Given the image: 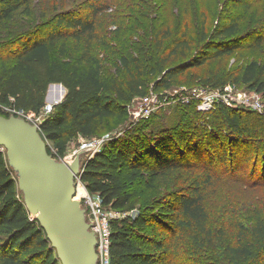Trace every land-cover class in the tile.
I'll use <instances>...</instances> for the list:
<instances>
[{
  "label": "trees",
  "instance_id": "obj_1",
  "mask_svg": "<svg viewBox=\"0 0 264 264\" xmlns=\"http://www.w3.org/2000/svg\"><path fill=\"white\" fill-rule=\"evenodd\" d=\"M32 4L33 0H0V28L20 9L31 15ZM114 7L119 9L111 0H87L81 8L62 9L0 45L1 55L5 52L0 63L1 106L22 112L28 121V117L36 119L47 105L50 86L65 87L64 98L40 122V133L53 142L60 156L65 155L74 138L96 136L104 129L107 118L131 115V100L148 95L149 84L158 75L153 83L156 92L179 85L180 76L189 69L207 65L203 74L191 77L192 84L196 79L213 88L229 82L242 83L264 96V61L253 59L233 69L222 65L224 58L245 40L240 17L234 15L221 17L208 33L202 13L201 44L191 54V40L185 35L158 61L150 62L132 53L120 54L121 73L107 75L96 51L99 45H109L98 29V15ZM156 34L161 48L164 40L170 38L171 29L165 27ZM262 41L260 36L255 38L257 44ZM175 54L178 59L172 61ZM214 60L219 61L215 68ZM218 108L223 120L213 126L214 130L224 125L238 137L260 135V126L264 131L263 115L253 110L244 115L240 108L225 105ZM3 113L0 108V115ZM252 115L256 117L253 121ZM184 122L190 130L195 129L191 121ZM140 126L135 135L125 140L107 141L87 159L79 177L91 194H99L105 205L125 213L113 223L110 264H169L171 248L167 250L163 243H157L163 253L157 258L136 241L140 230L153 224L171 234L178 228V234L186 232L198 244L211 238L207 191L210 186L217 187L220 174L211 163L206 164L204 174L185 192L166 193L154 201V206L141 204V192L156 188L164 176L177 170L183 154L172 144L166 149L153 147L152 136L159 142V132L164 130L180 139L179 124L172 123L159 131L149 122ZM148 127V132L141 131ZM206 131L200 130L199 135L205 136ZM48 150L52 155L50 146ZM224 154L225 151L220 157L223 160ZM198 158L202 161L205 155ZM56 252L45 228L19 196L13 170L0 152V264H60ZM223 252L230 264H264V216L257 215L251 225L241 223L236 242L226 245Z\"/></svg>",
  "mask_w": 264,
  "mask_h": 264
},
{
  "label": "rangeland",
  "instance_id": "obj_2",
  "mask_svg": "<svg viewBox=\"0 0 264 264\" xmlns=\"http://www.w3.org/2000/svg\"><path fill=\"white\" fill-rule=\"evenodd\" d=\"M86 1L33 0L31 15H27L20 9L0 28V45L14 40L32 24L45 21L62 9L81 8ZM113 1L119 9L114 7L98 15V29L109 45H99L96 49L109 76H118L121 73L118 69L120 54L132 53L146 57L150 62L158 61L173 49L179 38L185 35L191 40L189 53L195 52L201 44L202 13L206 17L208 33L213 31L221 17L228 15L240 17L241 34L245 40L239 43L238 48L231 55L224 58L223 66L233 69L253 59L264 61V0H111ZM165 27H170L171 36L164 40L160 48L156 33ZM257 36L263 38L261 44L255 42ZM2 55H5V52ZM2 55L0 52V63L3 61ZM177 59L178 55L172 56V61ZM218 63V60H214L212 67H217ZM205 66L189 69L180 76L179 85L160 92L154 91L153 88V83L159 75L155 76L149 84L148 94L152 91L155 93L152 97L155 108L152 105L154 110L149 120L148 117L141 115H137L134 119L131 115L124 118L109 117L106 119L104 129L96 136L74 138L69 143L64 156L57 154L53 142L45 139L53 150L51 156L54 167L64 171L68 166L75 165L78 174L77 182H79L80 173L87 159L107 141L116 138L125 140L131 134L135 135L141 128L140 125L148 122L157 131L169 127L172 123L179 124L178 128L182 133L180 139L176 134L174 137L166 130L159 132L162 135L159 138L161 141H156L153 136L152 138L153 147L159 145L166 149L167 145L172 144L178 149L179 153L183 154L181 166L164 176L156 188L141 192V204L154 206V201L166 193L173 192L176 195L185 192L197 177L204 174L206 164L211 163L212 168H215L220 175L216 178L219 179L217 187L210 186L207 191L206 205L209 211L210 239L206 238V241L198 244L186 232L178 234L179 231L176 228L175 233L171 234L158 224L140 230V236L136 241L143 250L159 258L163 253L157 247V243H163V248L167 250L171 248L169 264H230L223 251L226 245L236 242L240 224L251 225L257 215L264 216V131L260 126L258 127L260 135L238 137L224 125L218 130L213 129L215 124L223 120L222 113L217 110L219 106L215 105L210 111H198L200 101L189 98L191 88L211 87L204 81L200 82L199 79L193 82L195 84L191 82V77L195 74H203ZM229 83L239 92L253 91L242 83ZM64 94L65 92L61 89L49 88L47 105L42 112V117L52 110L51 98L55 100L63 97ZM0 108L5 112L2 116L24 118L21 112L17 113L1 105ZM128 108L131 113L136 112L145 109L146 102L142 97L136 96L131 100ZM234 108H240L244 115L252 110L263 115L252 107L238 105ZM255 118V115L251 116L252 121ZM25 120L32 127L40 126L41 121L38 119ZM187 120L193 123L194 130H190L185 124L184 121L187 122ZM260 121L263 123V120L260 119ZM203 129H207L206 135L200 136V130ZM149 130L148 127L141 131L146 133ZM186 140L188 141L185 144ZM223 151L226 152L224 160L220 158ZM0 152L5 155L8 165L13 170L19 196L26 203L25 191L20 185V170L11 163L9 150L5 145L0 144ZM203 155L205 159L201 161L198 157ZM79 190L84 191L83 183L80 184ZM77 194L79 195L78 192ZM78 195L77 197L81 199ZM131 214L135 213L131 212ZM124 216L125 213L122 212L121 217ZM170 244L171 246H168ZM59 263L62 264L61 260Z\"/></svg>",
  "mask_w": 264,
  "mask_h": 264
},
{
  "label": "water",
  "instance_id": "obj_3",
  "mask_svg": "<svg viewBox=\"0 0 264 264\" xmlns=\"http://www.w3.org/2000/svg\"><path fill=\"white\" fill-rule=\"evenodd\" d=\"M50 88L66 92L62 84ZM131 117L136 118L137 112ZM0 144L8 148L11 163L20 170L27 207L45 228L62 264H96V236L81 202L74 199L76 166L57 170L40 126L32 127L24 118L0 115Z\"/></svg>",
  "mask_w": 264,
  "mask_h": 264
},
{
  "label": "built area",
  "instance_id": "obj_4",
  "mask_svg": "<svg viewBox=\"0 0 264 264\" xmlns=\"http://www.w3.org/2000/svg\"><path fill=\"white\" fill-rule=\"evenodd\" d=\"M252 90L253 91L251 92H239L236 87L230 83L216 88L195 86L189 90V98L200 101L198 106L199 111H210L215 105H225L228 107L241 105L243 107H252L264 115V96L262 93L254 89ZM63 92L65 91L63 90ZM154 94V91H152L151 94L142 97V99L146 102V108L136 111L137 115H141L143 117H149L151 115L155 108V102L152 98ZM64 96L55 99L53 101V105L59 103ZM183 100L185 101L186 99L184 98ZM152 105H154V108ZM23 117L26 119L24 114ZM28 119L29 121L37 119L42 121L43 117L41 114L36 119L29 117ZM81 183H83L81 180L77 182V192L81 196V199L77 197L78 194H76L74 199L81 202V207L85 209L86 220L90 224V231H92L96 236V264H110L113 223L114 220L121 217L122 212L112 208L111 206L105 205L99 194H91L84 183V191H80L79 187Z\"/></svg>",
  "mask_w": 264,
  "mask_h": 264
}]
</instances>
